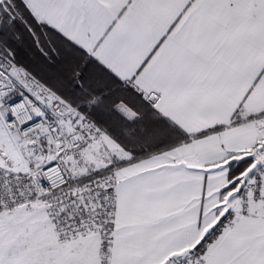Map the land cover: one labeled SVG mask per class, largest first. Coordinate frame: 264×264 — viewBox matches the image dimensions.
<instances>
[{"label":"snow or ice","instance_id":"6c2138e0","mask_svg":"<svg viewBox=\"0 0 264 264\" xmlns=\"http://www.w3.org/2000/svg\"><path fill=\"white\" fill-rule=\"evenodd\" d=\"M0 264H264V0H0Z\"/></svg>","mask_w":264,"mask_h":264}]
</instances>
